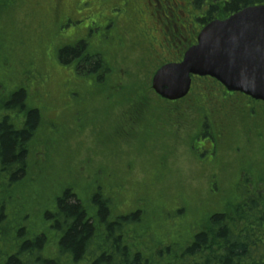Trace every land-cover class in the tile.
<instances>
[{"label": "trees", "instance_id": "trees-1", "mask_svg": "<svg viewBox=\"0 0 264 264\" xmlns=\"http://www.w3.org/2000/svg\"><path fill=\"white\" fill-rule=\"evenodd\" d=\"M17 1L20 0L13 2L9 9L0 7V21ZM64 1L52 0L51 8L46 12L51 13L56 28L71 17L72 10L73 13L78 11L80 0H70L67 11L61 10ZM215 2L216 5L203 13L199 23L206 24L242 8L264 4V0ZM117 5L107 8L105 0H85L89 16L95 17L96 21L107 13L96 22L99 30L106 31L104 41H96L88 48L83 43L62 48L56 46L54 58L56 63L66 68L75 60L74 74L83 76L84 83L89 85L90 82L95 87L93 95H87L101 103L104 115L113 114L114 128L121 129L117 130L118 137H121L137 122L144 129L161 128L160 118L167 109L164 105H154L151 100L154 93L150 89V77L159 63L154 64L151 59L141 60L149 52L157 51L160 43L140 48V55H129V49L118 44L125 39L122 33L128 22L135 21L132 17H120L124 10L114 17ZM90 32L95 34L93 30ZM98 45L104 48L98 49ZM121 55L137 58L114 66L113 59ZM198 80L202 86L196 90V99L193 96L194 87L187 98L192 102L190 110L197 115L200 129L209 130L210 124L222 142L231 148L226 134L229 133V126L238 122L230 117L229 107L233 103L235 113L244 122L245 131L254 128L264 138L263 105H254L242 95L227 93L210 78ZM30 93L21 84L8 99H0V264H264L263 139L257 142L259 148L251 154L253 159L248 160L249 168L257 170L249 169V177L253 180H246L251 185L245 183L241 188L240 184L237 188L242 189L240 194L237 193L239 199L220 212L202 211L200 216L193 218L198 225L195 230L182 225L184 233L180 238L183 243H163L156 235L157 229L163 226L141 219L138 211L112 215L109 197L102 200V193L97 188L91 198L89 196L90 204L85 206L73 194L72 188H62L49 194L42 189L43 186L37 185L38 153L34 145L39 142L36 138L40 125L45 121L40 115L43 108L28 102L26 95ZM0 96L6 94L0 91ZM233 98H236L235 101ZM143 112L148 117H141ZM210 136L207 133V137ZM258 159H263V162ZM245 161L247 159H243V163ZM237 195L225 198L231 201ZM179 226L176 225V228Z\"/></svg>", "mask_w": 264, "mask_h": 264}, {"label": "rangeland", "instance_id": "rangeland-1", "mask_svg": "<svg viewBox=\"0 0 264 264\" xmlns=\"http://www.w3.org/2000/svg\"><path fill=\"white\" fill-rule=\"evenodd\" d=\"M15 1L0 0V7L9 9ZM51 1H17L0 21V91L6 94L0 99H8L24 84L31 92L26 95L28 102L43 108L40 115L45 122L40 125L36 138L39 142L34 145L38 153L37 185L43 186L42 189L49 194L72 188L73 194L85 206L90 204L89 196L97 188L102 193V200L109 197L112 215L138 211L141 219L163 226L155 233L163 243H183L180 238L184 233L182 225L195 230L198 225L193 222L194 217L200 216L204 210H225L226 205L231 206L239 199L237 193L240 194L242 189L237 188L240 184L241 188L245 183L251 185L246 180H253L249 177V169H257L249 168L248 160L253 159L251 154L259 148L257 142L264 138L254 128L245 131L244 122L235 113L232 103L230 117L238 122L229 126V133L225 131L231 149L210 124L209 130L199 128L197 115L190 110V99L170 102L154 94L151 95L154 105H164L167 109L168 116L164 113L160 118L161 128L144 129L137 122L131 130H126L127 134L118 137L119 127L114 128L113 114L104 115L101 103L88 96L95 87L90 82L89 85L84 83L83 76L56 63L54 58L56 46L63 47V42L82 38L84 31L98 27L96 22L107 13L96 21L95 17L89 16L85 0H80L77 7L80 16L57 29L51 13H46L51 8ZM139 1L143 2L105 0V3L107 8L118 4L114 13L116 17L126 5H136ZM209 2L216 5L215 0ZM64 4L62 10L67 11L70 0H65ZM139 8L143 6L131 7L132 10ZM145 15L149 17L148 12ZM156 20L160 29L163 20ZM200 27L193 28L198 31ZM77 29L84 31L77 32ZM86 39L94 45L90 36ZM155 42L160 43L157 51L149 52L141 60L151 59L158 64L174 59L166 44L151 35H131L118 45L129 49V55L137 56L142 52L140 48H150ZM97 48L104 46L98 45ZM129 55L113 59V65L137 58ZM201 86L202 83L196 80L193 93ZM193 96L196 99V94ZM249 102L260 104L258 101ZM141 117L146 118L148 114L143 112ZM207 133L211 136L207 137ZM243 159L247 161L243 163ZM58 184L59 187L55 188ZM229 195L237 196L231 201L226 200ZM176 225L180 226L176 228Z\"/></svg>", "mask_w": 264, "mask_h": 264}, {"label": "water", "instance_id": "water-1", "mask_svg": "<svg viewBox=\"0 0 264 264\" xmlns=\"http://www.w3.org/2000/svg\"><path fill=\"white\" fill-rule=\"evenodd\" d=\"M193 76L211 77L228 92L264 102V5L204 25L180 61L156 69L150 86L161 99L177 101L189 93Z\"/></svg>", "mask_w": 264, "mask_h": 264}, {"label": "flooded vegetation", "instance_id": "flooded-vegetation-1", "mask_svg": "<svg viewBox=\"0 0 264 264\" xmlns=\"http://www.w3.org/2000/svg\"><path fill=\"white\" fill-rule=\"evenodd\" d=\"M143 2H137L138 6H143L136 10H132V3L126 5L123 14L120 17L125 16L132 17L135 22H128L126 30L122 33L125 34V39L131 35H151L158 38L161 42H164L169 48L172 57L176 60L181 58V54L196 41V36L199 32L193 27L197 26V20L205 13L213 3H208L209 0H142ZM200 1H203L200 3ZM151 4V7L148 5ZM136 4V5H137ZM62 10V9H61ZM148 12L147 17L145 13ZM71 17L78 15V11H71ZM66 14V13H65ZM71 17L63 21V25H66L71 21ZM139 18V20H138ZM157 18L163 20V26L159 29ZM149 19V20H148ZM144 20V21H143ZM157 24V25H156ZM131 27V29H127ZM95 29V35L93 36V42H99L101 39L104 41L106 37L105 30ZM83 31V29H81ZM90 29L84 31V37L82 40H86L85 36L88 35ZM139 32H142L139 34ZM124 39V40H125ZM75 39H72L66 46H70ZM75 60L69 63V68L75 69ZM264 106L263 102H259Z\"/></svg>", "mask_w": 264, "mask_h": 264}]
</instances>
